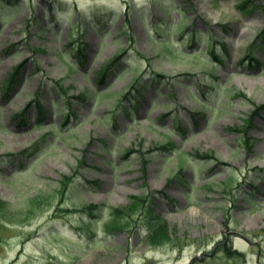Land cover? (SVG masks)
<instances>
[{
  "label": "rangeland",
  "instance_id": "1",
  "mask_svg": "<svg viewBox=\"0 0 264 264\" xmlns=\"http://www.w3.org/2000/svg\"><path fill=\"white\" fill-rule=\"evenodd\" d=\"M241 1L0 0V200L17 215L0 222V264H264V10ZM180 12L194 42L164 32ZM256 39L262 68L244 59ZM132 196L146 203L106 233ZM148 207L172 242H144Z\"/></svg>",
  "mask_w": 264,
  "mask_h": 264
},
{
  "label": "trees",
  "instance_id": "2",
  "mask_svg": "<svg viewBox=\"0 0 264 264\" xmlns=\"http://www.w3.org/2000/svg\"><path fill=\"white\" fill-rule=\"evenodd\" d=\"M217 1V0H216ZM249 7V8H248ZM235 8L242 12V13H246V12H250V11H263L264 8H262L261 6H259V4H257L255 2V0H243L241 2H239L237 5H235ZM172 10H178L177 8H173L172 6L166 7L163 11V13H169V11ZM181 13V12H180ZM128 14V13H127ZM126 14V15H127ZM183 19V15L182 13L179 14L178 16V24H176V27H173V25L171 24H166V29L164 30L165 34H168V37L170 38V36L172 35V33H178L179 36L185 35V39L188 40V42H194L197 39V36L199 35L198 30H195L193 27H188L186 26V28H182L180 26V22ZM128 21V20H127ZM210 26V24H209ZM161 27L158 24H154V28L158 31V28ZM264 31L261 32V34H263ZM167 36H164V38ZM258 39L255 40V42L251 45V48L249 50V54L246 56V58H244L245 60L250 62V66H256V67H262V63L260 62L259 58L256 57L254 50H259L262 48V45L258 44ZM208 45L207 48V53L208 55L210 54L211 56H213L214 58V62H211L210 64H212L213 66V70L217 69V65L223 64V56L222 53L218 52L217 50V46L214 44V42H212L211 39H208V41L205 42ZM76 52V57H74L75 59H78L79 61L81 60L80 58L82 56H84V52H85V44L82 42L80 43L77 47H75ZM122 58L121 54L120 55H116L115 58L108 62L105 63L100 69V72L98 73V82L103 84V82L106 80V78L109 76V74L111 73V71L113 70V66L116 64V62H118L120 59ZM20 70V66L14 67L11 71V74L9 75L10 79L9 82H14L16 77L19 74ZM159 76V75H158ZM159 77H163L164 76H159ZM135 81L138 82L140 81L138 78H135ZM5 84V88H7L8 90V81L4 83ZM141 83L138 82L137 84H135L134 88L139 87ZM138 89V88H137ZM84 98V97H83ZM35 104H37V114L38 117L35 119V122L37 123V125L41 126V122L44 119V109H43V105L42 103H40L39 101H35ZM130 105L133 108V101H130ZM25 112L26 110H22L19 112V114H17L15 117L20 118L22 121H24L25 118ZM247 127H233V128H229L230 131H236L239 132L241 134H245L247 132ZM158 151H174L175 150V145L173 142L170 141V143L160 146L158 149ZM131 152H134L133 149L130 150ZM129 152V151H128ZM196 156H200V158H210V159H215L214 156H212L211 154H204L199 155V153H195ZM142 162L144 163V167L148 164L147 161L142 160ZM74 182L73 177H64L60 180V188H61V192H66L70 187V185ZM74 184L71 186L72 188ZM41 199H39V197H36L33 202L31 203V206H34V202L39 203ZM42 202V200H41ZM146 203L145 198L143 196H132L131 197V202L127 207L124 208H120V209H113L111 214H110V221L108 223H106L104 225V230L106 233H110L113 231H120L121 229H124L126 227L129 226L130 223V219L131 217L134 215V213H136L142 206H144V204ZM99 207L96 206H88L86 207L85 210H83V213L86 215H89L93 218H95V212L98 210ZM147 218L144 222V227L146 229V233H145V238H144V242L149 245L150 247H159V246H164V244L172 242L173 241V237L171 236L172 233L170 231V227L167 224V220L162 217L161 215H158L154 209H151L148 207V214H147ZM16 217L17 215L11 211V209L9 208V205L3 201L0 200V222H2V224H4V222H7L8 224L14 225L16 224ZM90 230V229H89ZM91 234V230L89 231V235ZM89 235H87V238L89 237ZM225 251H229V249H225ZM232 254V258H236V256H241V254L236 253L235 251H231L228 252V254ZM235 255V256H234Z\"/></svg>",
  "mask_w": 264,
  "mask_h": 264
}]
</instances>
